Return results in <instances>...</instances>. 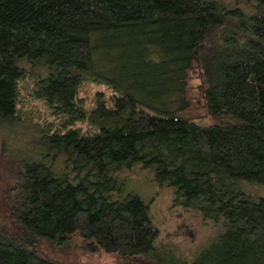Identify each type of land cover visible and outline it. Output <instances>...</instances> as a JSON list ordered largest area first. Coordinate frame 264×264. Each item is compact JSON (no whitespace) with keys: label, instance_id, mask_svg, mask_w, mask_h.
I'll use <instances>...</instances> for the list:
<instances>
[{"label":"trees","instance_id":"1","mask_svg":"<svg viewBox=\"0 0 264 264\" xmlns=\"http://www.w3.org/2000/svg\"><path fill=\"white\" fill-rule=\"evenodd\" d=\"M228 18L235 32L224 35ZM88 81L111 87L89 112ZM21 82L56 125L23 132L34 149L19 159L3 141L11 225L0 264H54L36 248L74 237L86 255L160 264L148 205L117 197L118 175L135 165L223 228L180 264H264V198L241 190L264 186V15L218 0H0V123L31 120Z\"/></svg>","mask_w":264,"mask_h":264},{"label":"rangeland","instance_id":"2","mask_svg":"<svg viewBox=\"0 0 264 264\" xmlns=\"http://www.w3.org/2000/svg\"><path fill=\"white\" fill-rule=\"evenodd\" d=\"M229 10H240L246 16H263L264 9L251 0H218ZM224 35L235 32V18L226 20ZM114 57L117 55L114 53ZM105 69L113 78L121 71L117 68V63ZM101 70V69H99ZM118 71V72H117ZM112 74V75H111ZM124 74L122 69L121 75ZM123 77V76H121ZM22 105L21 116L31 118V120L15 121L12 124L0 123V152L5 141L6 151L10 159H19L24 155L33 154L34 148L22 137V133L34 130L38 124L52 123L56 125V120L43 104L32 100L29 96L30 85L28 82L19 83ZM111 91L110 85L104 82H84L81 86L79 96L85 100V110L89 112L95 105L97 93H103L105 97ZM24 120V121H23ZM199 123V122H198ZM209 123V124H206ZM200 122L199 124L211 125L219 124V121ZM233 123L232 121L227 124ZM16 140V141H15ZM4 145V146H5ZM7 155V154H6ZM3 156V155H2ZM4 157L0 156V229L11 225L8 220L7 201L4 199L5 184L2 183L3 174L7 164ZM118 181L122 185L121 194L117 197L121 199L126 194H135L148 205L149 216L152 223L158 229L156 241L157 251L155 255L159 257L160 264H180V261L191 262L207 246L217 240L223 232L220 223L204 220L196 211L183 209L182 200L175 203L176 195L174 189L169 186L159 184L152 169L142 168L135 165L130 170H125L118 175ZM242 192L257 200L264 198V186L244 184ZM6 230V228H5ZM10 232L12 228L9 230ZM67 241L68 247L63 249L57 244H41L36 248L35 253L54 264H124L129 260L117 255H108L99 251L93 255H86L79 251L77 245L80 243L78 237L70 238ZM141 258H136L134 263H140ZM133 261V260H131ZM130 262V261H129Z\"/></svg>","mask_w":264,"mask_h":264}]
</instances>
